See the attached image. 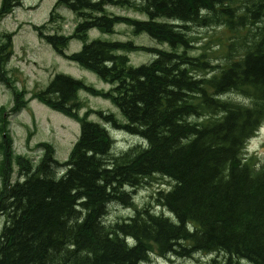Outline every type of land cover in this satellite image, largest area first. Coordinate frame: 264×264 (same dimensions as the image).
<instances>
[{"label":"trees","instance_id":"16d2710c","mask_svg":"<svg viewBox=\"0 0 264 264\" xmlns=\"http://www.w3.org/2000/svg\"><path fill=\"white\" fill-rule=\"evenodd\" d=\"M13 6L14 0H5L0 16ZM56 6L81 19L72 36L39 34L62 56L69 41L86 42L90 30L107 34L120 23L173 50L155 52L153 63L138 69L117 55L131 44L96 40L66 56L116 85L113 99L131 123L127 130L142 134L149 146L110 158L105 130L73 113L80 90L104 91L55 75L35 98L56 113L71 114L67 117L81 124V137L65 164L56 161L47 143L38 146L44 155L36 166L6 148L0 171V264H144L152 253L178 259L218 253L223 261L212 264H264V163L256 172L238 158L264 122V0H59ZM111 6L137 10L147 19L115 17L107 13ZM202 10L213 19L202 17ZM187 24L224 27L213 45L218 50H229L228 30L251 44L244 42L241 60L228 57L220 75L201 79L198 74L209 68L205 57L217 51L206 41L205 57H189L184 31L192 27ZM233 90L250 104L216 100ZM14 164L24 179L12 181ZM155 173L177 182L172 192L157 191L163 213L134 205L136 190L154 181ZM113 205L135 208L134 214L112 220Z\"/></svg>","mask_w":264,"mask_h":264},{"label":"rangeland","instance_id":"374dc122","mask_svg":"<svg viewBox=\"0 0 264 264\" xmlns=\"http://www.w3.org/2000/svg\"><path fill=\"white\" fill-rule=\"evenodd\" d=\"M0 0V4H1ZM57 0H20V5L17 10L8 15L0 24V28L3 30L8 29L9 32H13V48L14 57L11 62L13 68H20L22 74L13 75L10 85V93H8L3 87L0 86V105H11L15 108L16 114L10 116L8 124V132L14 139L13 150L16 155H26L28 160L33 162L34 165L38 164L43 154L42 150L37 149L38 143L49 142L56 150L54 156L56 161L67 162L72 152V145L77 142L80 134V123L76 120L68 118L64 113H56L48 108L46 105H42L37 100L28 102V109L18 111L17 106L20 104L19 96L21 93L25 95V99L32 97L33 93L44 90L51 82L55 74L68 75L76 80L84 82L88 88H96L97 90H107L111 84L96 76L93 72L84 70L80 65H76L68 60H64L58 54L53 51L52 47L44 40H40L35 32L31 31V27L28 26L29 22L41 23L47 20V15L50 14L52 6ZM109 13H114L119 16H128L137 18L139 20H146L147 16L132 10L126 9H110ZM65 19L59 26H56L57 30H60L65 35L69 36L74 31L77 25V18L71 12L65 8L59 9ZM32 25V24H30ZM36 25V24H35ZM113 34H104L99 30H91L88 34V41L91 40H104V41H130L136 47L154 48L158 50H165L172 52L173 49L167 44L156 42L145 34L135 35L131 27L127 25H116ZM220 31L214 29H196L195 36L203 44L207 41L210 42V47H213L216 38ZM63 35V34H62ZM41 42H40V41ZM82 47V42L72 40L66 47L65 54L71 55L77 53ZM200 50H196L194 53L199 54ZM129 62L133 67H138L142 64H149L154 59V55L145 52L138 51L128 53ZM111 89V87H110ZM109 89V90H110ZM98 93V92H97ZM77 108L73 109V113L78 114L79 119L81 117H87L90 121H95L100 124L109 123L112 127L116 124L123 123L122 112L118 109L112 101L102 100L101 98H95L89 95L86 91L81 90L78 98H76ZM66 115V116H65ZM108 118V119H106ZM34 133L30 139L27 140L28 133ZM118 146L121 148H128L131 142L123 138H118ZM264 150V130L260 132L259 137L254 139L251 144V152H260ZM12 151V148H11ZM2 160V152L0 151V162ZM1 165V163H0ZM12 181H20L25 176H20L15 167ZM156 176H154L155 178ZM153 178V179H154ZM1 186V185H0ZM168 186V187H167ZM173 183L168 180H160L159 178L150 181L148 184L136 190L134 195V205L138 209L144 208L146 205H150L153 210L158 213H163L164 209L154 204L155 194H158L159 190H166L172 188ZM1 189V188H0ZM133 211L127 210L124 207L113 205L109 211V218L112 220L127 219ZM160 210V211H159ZM132 216V215H131ZM176 221V220H175ZM3 219L0 220V231L3 228ZM192 233V229H189ZM223 256L217 253V256L213 255L203 257L198 255L197 258H161L150 259L146 264H208L211 259H221Z\"/></svg>","mask_w":264,"mask_h":264},{"label":"bare ground","instance_id":"6f19581e","mask_svg":"<svg viewBox=\"0 0 264 264\" xmlns=\"http://www.w3.org/2000/svg\"><path fill=\"white\" fill-rule=\"evenodd\" d=\"M231 5V4H230ZM109 7H107V10H108ZM110 9H122V8H119V7H114V6H111ZM123 9H126V8H123ZM127 10V9H126ZM133 12H137L139 13L137 10H133ZM108 14L110 15H113V16H119V15H115L114 13H109L107 11ZM201 16L202 17H208L210 19H213L210 12L208 10H202L201 12ZM119 17H127L128 16H119ZM168 21V20H167ZM214 23V20L213 22L209 23V24H212ZM173 24V25H177L178 26V23L176 22H171L170 25ZM208 24V25H209ZM118 25H124L122 23L118 24ZM188 26L192 27L190 31H187L185 30V34L186 36L189 38L190 40V45H189V49L187 51H185L187 53V55L189 57H192V58H196V57H202L204 55L203 54V49L200 44H202L200 42V40L195 36V30L196 29H207V28H210V29H214V30H218V31H222L224 29V27H221L220 25L219 26H202V25H197V24H187ZM116 26V25H115ZM115 26H114V29H113V32L111 33H107V34H113L114 31H115ZM93 30H96V29H93ZM91 31V30H90ZM230 33H231V37L229 39V42L227 43V47L229 48V50L227 49H223V48H220V50H218L217 47H215L214 51H217L216 54H214V56L212 57H208L206 58L205 56V60H207L208 62V65H209V68L207 70H204V72H200L198 75L201 79L205 78V79H211L217 75H220V73L222 72V70L228 68V65L226 63L227 61V58L228 57H234L238 60H241L242 57H243V52H244V49H243V44L244 42H246L247 45H250L251 43L245 38V37H242V35H239V34H236V33H233V30H228ZM102 32V31H100ZM103 33V32H102ZM89 34V33H88ZM106 34V33H104ZM55 35H58V36H67V35H62V34H55ZM147 35V34H145ZM70 36V35H69ZM72 36V34H71ZM149 36V35H147ZM68 37V36H67ZM150 37V36H149ZM151 38V37H150ZM153 39V38H152ZM78 41L82 42V47L79 51L82 50L83 46L85 45V43H90V42H93V41H96V40H91V41H88V36L86 38V42H83L79 39H77ZM76 40V41H77ZM155 40V39H154ZM100 41V40H98ZM101 41H104V40H101ZM156 42H158L157 40H155ZM105 42H109V43H113V42H117V43H120V44H131L132 45V48H127L125 50H120L117 52V55H120V56H126L128 58V53H131V52H137L138 51H141V52H145L146 54H153L154 55V59L152 58V60L149 62V64L153 63V61L157 58V54L155 52L159 51H164V52H167V53H172V52H168V51H165V50H158V49H154V48H146V47H139V46H134V44L130 41H125V42H120V41H105ZM159 44L162 43V42H158ZM162 44H167V43H162ZM169 45V44H167ZM68 46V45H67ZM66 46V47H67ZM170 46V45H169ZM135 47V48H134ZM65 50L66 48L63 50V53L65 54ZM196 50H200L199 54H194L196 52ZM178 53L179 54H183L184 53V49L182 48H178ZM66 55V54H65ZM68 55V54H67ZM73 55H76V53L74 54H71V55H68V56H73ZM71 61V60H70ZM72 63L76 64V65H79L75 62L72 61ZM128 63H129V67L133 68V69H138V67H141V66H149V64H142V65H139L137 68L136 67H133L131 65V63L129 62V58H128ZM81 66V65H80ZM82 67V66H81ZM83 68V67H82ZM84 70H86L85 68H83ZM88 71V70H86ZM90 73V71H88ZM93 72V71H91ZM94 73V72H93ZM95 74V73H94ZM96 75V74H95ZM97 76V75H96ZM100 78V77H99ZM53 81V80H52ZM51 81V82H52ZM50 82V83H51ZM83 82V81H82ZM49 83V84H50ZM84 83V82H83ZM108 83V82H107ZM110 84V83H109ZM85 85V84H84ZM48 87V86H47ZM46 87V88H47ZM111 87V89H110ZM110 87H108L107 90H97V91H104L103 93H100V92H96V93H91V95L95 98H101L102 100L106 99V100H109V101H112L114 104V99H113V95H114V90L116 88V85H111ZM45 88V89H46ZM110 89V90H109ZM81 91V90H80ZM109 93H112V97H108L107 94ZM80 94V92L78 93V95ZM78 95H77V98H78ZM244 94H242V92L240 91H236V90H233V91H230V92H226V93H223L222 95H217L215 96L216 100H219L221 103L224 102V103H238V104H243V105H249L250 102H249V99L245 96H243ZM117 105V104H115ZM118 109L121 111V109L119 108V106L117 105ZM252 107V106H251ZM21 108H24V105L22 104L20 106V109ZM52 110V109H51ZM53 111V110H52ZM55 112V111H54ZM58 112V111H57ZM122 112V115H123V123H120V124H116V126L112 127L109 123H105L104 125L103 124H100L98 122H95V121H90L89 118L87 117H81L82 119L86 118L87 122L89 123H96L98 125H100L104 130H105V133L107 135V138H108V142L110 143L111 142V146H110V152H109V156L110 158H114V160L118 159V157L122 156V155H125V154H128L131 150L133 149H139V150H144L146 149L149 145H148V142L146 140V138L141 134H136V133H133V132H130L127 130V128L129 126H131V123L129 122V120L126 118L125 114ZM60 113V112H58ZM62 114V113H61ZM224 116V115H223ZM108 119V118H107ZM215 123V122H214ZM264 130V122L263 124L260 126V129L259 131L254 135V136H251L249 138H247L246 142L243 144L241 150L238 152V158L241 159L243 162L245 163H249V164H252L253 165V170L256 171V172H259L261 169H260V166L263 165L264 163V152L260 151V152H255V151H252L251 152V144L252 142L254 141V139H256L257 137H259L260 135V132ZM80 133H81V125H80ZM80 136V134H79ZM81 137V136H80ZM79 137V139H80ZM118 138H123V139H126L128 142L130 141L131 142V145H129L128 148H121L118 146ZM79 139L77 140V142L79 141ZM76 142V143H77ZM44 153L42 154L41 156V159L43 157ZM24 156V155H23ZM21 156V157H23ZM70 157V156H69ZM113 160V161H114ZM254 160V162L252 161ZM68 161H69V158H68ZM67 161V162H68ZM112 161V162H113ZM59 162V161H58ZM67 162H60L61 164H65ZM157 178H159L160 180H171V182L173 183V185H177V182L174 181L173 179L169 178L168 176H161L159 174H154ZM168 187V186H167ZM1 190V189H0ZM162 191V190H161ZM173 189H168L167 191L165 192H160V193H163V194H167L169 192H172ZM155 194V197H154V201L153 203L154 204H158L156 202V199L157 197L159 196V194ZM119 206V205H117ZM126 206V205H124ZM166 208V207H165ZM167 210V209H166ZM160 211V210H159ZM170 216V215H169ZM189 230V228H188ZM190 232V231H189ZM168 257H171V258H176L178 259L176 256H171L169 255ZM219 261V263H221L223 261V258L221 259L222 261H220L219 259H217Z\"/></svg>","mask_w":264,"mask_h":264},{"label":"flooded vegetation","instance_id":"af4514ba","mask_svg":"<svg viewBox=\"0 0 264 264\" xmlns=\"http://www.w3.org/2000/svg\"><path fill=\"white\" fill-rule=\"evenodd\" d=\"M1 86H4V84L0 83ZM5 87V86H4Z\"/></svg>","mask_w":264,"mask_h":264}]
</instances>
